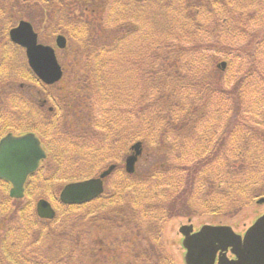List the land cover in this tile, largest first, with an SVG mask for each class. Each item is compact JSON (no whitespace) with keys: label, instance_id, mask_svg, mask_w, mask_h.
<instances>
[{"label":"trees","instance_id":"obj_1","mask_svg":"<svg viewBox=\"0 0 264 264\" xmlns=\"http://www.w3.org/2000/svg\"><path fill=\"white\" fill-rule=\"evenodd\" d=\"M22 18L68 37L70 62L86 69L72 71V88L40 82L11 42ZM2 21L0 139L34 132L48 156L23 199L0 179V264H177L164 246L151 252L157 226L264 196V0H0ZM13 75L42 91L15 83L8 96ZM138 140L145 163L160 159L128 174L116 159ZM113 162L111 192L109 182L94 201L60 202L64 184ZM40 197L56 205L54 220L37 215ZM23 238L39 244L31 258L14 252Z\"/></svg>","mask_w":264,"mask_h":264},{"label":"water","instance_id":"obj_2","mask_svg":"<svg viewBox=\"0 0 264 264\" xmlns=\"http://www.w3.org/2000/svg\"><path fill=\"white\" fill-rule=\"evenodd\" d=\"M11 39L26 48L31 67L46 83H54L61 79L63 70L58 62L55 49L50 45L38 42V34L29 21L22 20L10 31ZM59 47L66 46V38L59 35ZM225 66V63H223ZM135 153L127 158L128 172L135 171V164L142 153L140 142L133 146ZM46 157L40 139L34 133L15 136L8 134L0 141V178L13 185L11 196H24V186L30 174L35 172ZM114 166L104 171L100 177L67 184L60 195L67 204L88 202L104 191V178L110 174ZM264 202V198L259 203ZM38 215L52 219L56 215L52 204L42 198L37 204ZM180 231L185 235L183 245L187 248L185 260L187 264H215L218 251L219 264H264V215H262L246 232L244 238L234 232L228 225H204L193 232L192 224L183 225ZM232 247L237 259H229L226 250Z\"/></svg>","mask_w":264,"mask_h":264},{"label":"rangeland","instance_id":"obj_3","mask_svg":"<svg viewBox=\"0 0 264 264\" xmlns=\"http://www.w3.org/2000/svg\"><path fill=\"white\" fill-rule=\"evenodd\" d=\"M22 12L24 13V16H27V17H32V16L38 17V13L35 14L36 12H33V11H31V12L22 11ZM22 19H26V18H22ZM203 22H205V21H203ZM4 28H6V23L2 21L0 23V38H2L1 37V30ZM36 29L38 31H40V33H39L40 42L55 46V39H56L57 34L56 35L52 34V31H50L51 30L50 28H49V30H42V29H40V27H39V29L36 27ZM43 29H45V28H43ZM47 31H49V32H47ZM209 42H212V41H209ZM71 43H73V42H71ZM57 53L60 57L62 66L65 68V75L62 78L60 84H56L55 86H56V88H58L60 86V88H63V89L65 87H66L65 89L72 88L73 84H71V81L69 78L73 77L75 71H77L76 68L79 71L78 73H80L86 69L82 68V66L76 65L73 62H70L74 56L75 57L77 56L76 53H75V55H73L72 52L69 51L68 49H66L64 51L63 50H57ZM63 58L66 59V61H65L66 64L63 61L64 60ZM9 59H12L15 62L16 57L14 56V54H12L9 57ZM220 62L226 63L227 61L224 60L223 56H222V59L219 61V63ZM67 64H68V66H67ZM227 66L228 65L226 64V68H227ZM226 68H225V70H226ZM231 70H233V69H231ZM66 71H67V75H66ZM72 71H74V73ZM69 72H70V76H69ZM16 78H17L16 75H13V76H11V78L9 77V80H7V82H6L4 92H6L8 94V96H9V93H15L14 91H16V90L12 89L15 87L14 86L15 83H17L18 88H21L20 84L22 83L21 85H22V88L25 92L23 90L21 92L26 94V96H29L31 94L37 95L39 87H40V92L42 91L41 90L42 86L40 83H37L36 81H31L25 77H21L18 79H16ZM118 78H116V79H118ZM0 84H1V82H0ZM9 86H11L10 91H9ZM126 94H127V92H126ZM88 100L89 99H88V95H87V101ZM91 102H92V100H91ZM84 104H87V103H84ZM87 107L89 108L90 111L92 110L90 104H88ZM24 115L25 114H23L22 116H24ZM146 156H147V152L145 153V157ZM158 159H160V158H157L156 156L155 157L150 156L147 158V160H148L147 163H145L146 159H144V160L142 159L140 161V163L138 164L137 168H138V170H143L144 167H149L150 166L149 164L156 163V161ZM79 165H80V161H79ZM109 165H106L105 168L108 169ZM98 175H99V173L97 175H94L93 177H96ZM119 177H120L119 173H116L115 175H112V177H110V179H109V182L111 184L110 192L112 190V185L115 182H118L120 180V179H118ZM194 210H195V212H193L191 214H188L185 211V213L179 215L178 217L171 218V219L165 221L164 223H162L161 225H159L155 228L156 229L155 235L156 236L158 235V238H157L158 242H157V246L155 245L154 247H152V249H155V251H152L150 248L151 252H155L154 253L155 256H156V249L157 248L159 249V247H163V246L165 247V242H163V240H162V243L160 242L161 241L160 239H162L164 237L166 242H168V243H166L168 251L170 248V251L172 252L174 257L177 260H179L181 264L184 262L185 249L183 248V245H182V238L183 237H182L181 233L179 232V228L181 225L188 223L189 218H191L192 223L195 225L196 228L207 223V222L208 223H223V224L232 225L235 230L241 231L243 233V231H246L249 228V226L252 225L254 220L261 213L264 212V203L258 204V203H256V201H254L252 203V205H250L249 207L238 205L237 207L232 208V207L227 206L226 210L222 211L219 214H202L200 212H203L204 210L198 209L197 207H194ZM239 210H242V211L237 213ZM96 216H97V214L91 215L90 216L91 219L89 218L88 221L94 220L96 218ZM112 216H113V213H112ZM42 222H43L42 226L46 224V223H44L45 221H42ZM57 227L58 226H56V228ZM0 231L6 233L7 229L0 228ZM24 240L25 239L23 238V239H20V240L14 242L16 244L15 245L16 251L14 250V252L17 255L22 256V254H25V255H28L29 258H31V257H33L32 255H35L37 253V251H40L39 244H36L35 241L29 243V242H25ZM145 244H147V242H145ZM148 244L151 247L152 242L149 241ZM149 262H151V260ZM180 263L178 262V264H180ZM157 264H161L160 261L157 262ZM162 264H164V263H162Z\"/></svg>","mask_w":264,"mask_h":264},{"label":"flooded vegetation","instance_id":"obj_4","mask_svg":"<svg viewBox=\"0 0 264 264\" xmlns=\"http://www.w3.org/2000/svg\"><path fill=\"white\" fill-rule=\"evenodd\" d=\"M238 232H239V231H238ZM239 233H242V232H239ZM244 233H245V231H243V233H242V234H244ZM227 254H228V256H229L230 258H234V256H233V255H231V254H230V252H228Z\"/></svg>","mask_w":264,"mask_h":264}]
</instances>
